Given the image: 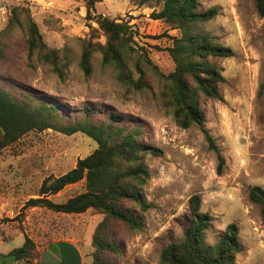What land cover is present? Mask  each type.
<instances>
[{
    "label": "rangeland",
    "instance_id": "rangeland-1",
    "mask_svg": "<svg viewBox=\"0 0 264 264\" xmlns=\"http://www.w3.org/2000/svg\"><path fill=\"white\" fill-rule=\"evenodd\" d=\"M134 1L100 0L93 14L128 22L136 52L145 50L151 62L168 74L174 63L165 48L171 46L170 37L180 33L150 18L164 0L143 6ZM21 3L28 7L46 46L59 50L69 65L64 78L59 79L36 54L28 58L25 34L15 28L2 47V90L14 101L56 106L55 127L85 120L103 127L112 124L127 132L138 131L139 141L162 152L143 160L150 178L139 191L149 209L124 204L140 229H129L121 222L109 227L107 236L118 249L108 254L113 264H157L161 250L178 242L187 228L191 219L188 201L194 195L201 198V212L211 218L204 233L206 244L218 242L226 227L234 223L240 244L236 262L264 264V225L259 207L248 199L249 188L264 189V19L256 12L255 0H199L200 11L216 8L218 15L196 31L208 33L214 43L234 52L230 58L208 59L225 79L218 87L221 100L198 97L205 116L203 128L223 158L220 174L216 155L208 150L200 128H179L161 106L163 84L150 72L144 77L149 89L140 91L118 82L113 68L101 63L99 53L91 60L90 75L82 72V41L94 34L96 41L105 42L97 25L86 19L85 0H0V31L11 8ZM129 67L134 71L132 61ZM134 76L137 78L136 73ZM112 115L120 120L114 122ZM96 147L82 133L66 136L47 129L30 132L1 151L0 254L20 247L24 238L35 244L38 256L54 243L70 242L80 251L83 264H92L91 239L103 215L93 210L66 215L23 205L37 196L45 178L67 173ZM83 191L80 182L48 198L63 203Z\"/></svg>",
    "mask_w": 264,
    "mask_h": 264
},
{
    "label": "trees",
    "instance_id": "trees-1",
    "mask_svg": "<svg viewBox=\"0 0 264 264\" xmlns=\"http://www.w3.org/2000/svg\"><path fill=\"white\" fill-rule=\"evenodd\" d=\"M151 1L134 2L143 6ZM97 2L100 0H85L86 19L97 25L105 42L101 44L96 41L97 36L94 34L83 40L79 68L89 76L92 71L91 60L94 54L99 53L101 63L113 68L118 82L138 91L149 89L144 77L146 72H150L163 84L159 94L161 106L170 112L179 128H200L208 150L216 155L217 173L220 174L223 158L214 139L203 128L205 116L198 97L202 95L221 100L218 87L225 79L208 59L230 58L234 56V52L229 47L214 43L208 33L196 31V28L215 19L218 10L209 8L200 11L199 0H164L161 9L150 14L152 20L161 21L180 33L179 37H170L171 46L165 48L174 63V70L163 74L151 62L145 50L136 52L133 47L134 33L128 22L93 14ZM255 8L257 14L264 19V0H255ZM15 28L21 29L25 34L28 58L36 54L40 63L50 66L52 72L63 79L69 62L59 50L46 46L24 3L11 8L7 23L0 31V57L4 43ZM92 31L96 33L95 30ZM129 61L133 62L134 71L130 69ZM31 102L14 101L0 87V153L26 134L47 129H54L66 136L82 133L93 140L97 147L85 158L78 159L67 173L45 178L37 196L28 199L23 207L44 208L66 215H79L93 210L103 215V220L96 226L91 239V246L94 248L92 264H113L108 254L118 252V249L107 236L109 227L113 222H121L129 229H140V223L124 208V204L131 202L142 211L149 209L139 191L150 178L143 160L146 155L161 156V150L139 141L138 131L127 132L125 128L112 124L103 127L85 120L55 127L52 123L58 117L56 106L42 102L33 106ZM111 118L114 122L120 120L113 115ZM80 182H83L84 191L65 202L55 203L48 198ZM248 199L259 207L260 219L264 225V189L260 186L249 188ZM200 208L201 198L198 195L190 197V222L178 242L169 243L161 250L157 264H238L236 257L240 252V244L237 225L229 224L218 242L206 244L204 233L211 218L202 213ZM38 258L35 244L24 238L20 247L7 254H0V264H37Z\"/></svg>",
    "mask_w": 264,
    "mask_h": 264
},
{
    "label": "crops",
    "instance_id": "crops-1",
    "mask_svg": "<svg viewBox=\"0 0 264 264\" xmlns=\"http://www.w3.org/2000/svg\"><path fill=\"white\" fill-rule=\"evenodd\" d=\"M0 249H3V247ZM50 250H52V254L49 253ZM8 252L9 251H4L2 254H7ZM44 262H47V264H83L84 261L80 251L70 244V242H58L42 250L37 264H42ZM16 264L25 263L20 262Z\"/></svg>",
    "mask_w": 264,
    "mask_h": 264
}]
</instances>
